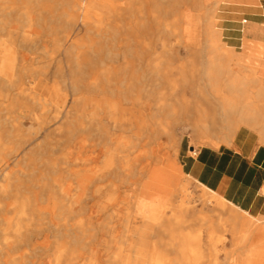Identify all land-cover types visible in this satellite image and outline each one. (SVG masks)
Masks as SVG:
<instances>
[{"label": "bare ground", "instance_id": "1", "mask_svg": "<svg viewBox=\"0 0 264 264\" xmlns=\"http://www.w3.org/2000/svg\"><path fill=\"white\" fill-rule=\"evenodd\" d=\"M229 3L0 0V264H164L145 223L131 229L130 253L116 254L101 210L130 191L145 207L149 189L158 203L183 194L181 217L192 210L176 144L164 142L177 109L188 108L176 91L185 81L194 82L198 145H228L240 129L264 144V61L248 65V39L228 36L227 21L243 20L225 13ZM199 196L243 216L204 187ZM256 221L249 216V236L264 232ZM191 255L186 264H203L201 252ZM237 264H264V246Z\"/></svg>", "mask_w": 264, "mask_h": 264}, {"label": "crops", "instance_id": "2", "mask_svg": "<svg viewBox=\"0 0 264 264\" xmlns=\"http://www.w3.org/2000/svg\"><path fill=\"white\" fill-rule=\"evenodd\" d=\"M225 13L230 17L243 19L241 28L233 26L234 20H231L227 21L229 26L225 29L228 30L229 34L239 33L240 44L243 43L244 39H248L245 49L247 51L246 60L252 57L251 63L253 65L262 64L264 59L260 58V55H264V0H230ZM253 136L249 130L240 129L228 145H202L196 149L193 155L184 153L177 156L182 177L199 187L193 191L198 199L200 188L204 187L243 215L233 218L227 210L219 211L224 215V224L226 225L224 244L219 256L221 264H229L230 262L233 264L230 260L233 245L236 249L244 247L253 236L256 237V241L250 246H264L263 231L253 232L249 236V216L256 218V222H258L255 223L256 225H264V144L259 143L256 139L253 140ZM154 197L156 200V196ZM176 199H178L176 196L173 197V208L176 206ZM129 204L128 207L124 208L123 219L121 222L118 220V226L123 227L125 233L131 235L133 239L134 234L132 233H135L132 231L133 228L139 232L141 230L139 226L142 227L141 225L144 223L143 226L146 228L149 226L152 229L150 249L153 252H163L167 259L166 264H186L184 260L187 257L194 258L191 254L197 252H201L203 257H214V243L210 233L207 232L204 239L198 233L200 229L199 207L194 210L192 208L191 211L181 217L180 210L177 212L170 209L164 212L170 208L168 206L162 207L166 206V203H146L145 207L132 202ZM132 210L140 211V214L136 215L135 218L144 221L143 224L133 228L131 227L132 219H134ZM214 210L218 211L212 207L207 212L212 214ZM127 219L130 221L126 222ZM203 223L201 221V227L203 225L208 227V221ZM210 224L214 228H209L207 231L216 232L215 230L218 229L217 219L215 218ZM233 225H240L244 228L243 233L238 237L233 234ZM199 241L200 245L196 248L195 245ZM218 241L221 243L223 240L219 239ZM234 241L236 242L234 243ZM130 243L132 241L128 245Z\"/></svg>", "mask_w": 264, "mask_h": 264}, {"label": "rangeland", "instance_id": "3", "mask_svg": "<svg viewBox=\"0 0 264 264\" xmlns=\"http://www.w3.org/2000/svg\"><path fill=\"white\" fill-rule=\"evenodd\" d=\"M4 35L5 34L2 32V34H1L2 38H4ZM230 35L231 34H229L228 36H230ZM232 38L235 39V36H232ZM237 39H240V38H237ZM235 44H231V45H233V47H235L236 51H239L240 50V49H238L239 47H237V45H235ZM241 45L242 44H240V46ZM251 58L252 57H250V59L248 58V60H246L248 62V65L253 66V67L257 68V70H259L260 69L259 66L253 65L251 63V60H252ZM164 86H165V81L163 79L162 80L159 79V85H157L155 87L154 86L153 87H147L148 95H149L148 100L152 101L153 100V96L156 95L159 90L163 89ZM176 91H177L178 97H180L184 93H186V95L189 97L188 108L180 109V110L177 109L178 111L174 115L177 118L176 123H173V122L169 123V125L174 126V129L172 128L171 130H169L171 135L169 136V138H166V140H164V142L168 143L167 146H172L173 144H176L175 146H176V149H177V152H176V160H177L178 154L182 155L184 153H187L188 155H193V153L196 151V149L199 148L202 145H198L196 143L195 134L192 132V129L190 128L192 126V124H193V121H192V116H193L192 110H193V106H194V101L196 99L195 98L196 96H195V93H194V82L185 81L184 84H182L180 87H178L176 89ZM170 109H171L170 106L169 107L167 106V107L164 108V110H170ZM85 111H88V109L86 108ZM150 112H151V108H149V113ZM150 115H151V113H150ZM162 115H165V111L161 114V116ZM154 117L155 116H153L152 119H154ZM152 124H154V128L157 127L156 124L159 125V123H157V122H154ZM162 124L164 125V123H162ZM131 131H132V129L130 130V132ZM156 131H157V129H153L152 130V132H155V133H156ZM149 133H150V130H149ZM253 135H254L253 136V140L256 139L258 141L257 136L254 133H253ZM161 137H163V136L159 135L158 139L161 138ZM134 180H135V177H134ZM181 182H187V186L186 187H188V188H186L185 193H187L188 196L190 197L191 201L190 200L189 201L191 202V204L193 206V210L199 207V209H198L199 210L198 218H199V221H200V229H199L198 233L204 239L205 238V234L207 232H209L210 236L213 239V243H214L213 244L214 245L213 246L214 257H211V256L203 257L202 258L203 259V264H221L219 256L221 255V247L224 244V233H225V230H226V225L224 224L225 217H224L223 214L219 213V210L218 211H216V210L212 211V214L210 212H207V211H209V208H212V207L210 205L206 204L200 198V196H198L199 199L197 198V196L194 194L193 191L199 189V187H196V185L194 183H192L191 181L186 180L184 178L181 179ZM103 191H104V189H103ZM128 195H130V196H128V197L124 196L122 201L117 203L118 205L116 204V205L112 206V212L113 213L108 211V210H101V222H103L102 230L104 232L107 230V228H114L116 230V232L114 233L115 239H116L114 243H116L115 245H117L115 247H116V250H117L116 254H118V255H124V254L130 253V251L127 249V245H128V243L130 241L133 240L132 236L128 235L127 233H125V231H123L122 227H119L118 224H117L119 222L118 220H120V222H121L122 219H123L124 208L128 207L130 205L129 204L130 202L135 204V199L139 198L138 196L135 195L134 191L128 192ZM132 195H134V197H131ZM154 196H155V193L152 192V190L149 189V191L146 192V203H149V204H151L153 202L158 203L155 200ZM183 196H184L183 194L182 195L180 194V195H178L176 197L178 199L175 200L176 206H174V208L172 207L173 199H172V201L169 202L167 197L164 199L163 202L158 203V204L166 203L165 204L166 206H162V207H167V206L170 207V208H167L166 210H164V212L167 211V210H170V209H174L175 211L181 210L182 209L181 207H183L185 205V199H183ZM101 201L104 202V198L103 197H101ZM107 213H108V215H106ZM214 217L217 219L218 229L215 230L216 232L212 231V233H211L210 231H207V230L209 228H214V226H212L210 224L215 219ZM201 221H202V223L208 221V224H207L208 227H205V225H203V227H201ZM143 222L144 221H142V220H140L138 218H134V219H132L131 227L132 228L136 227L139 224H142ZM255 223H258V222H254V224ZM260 226H262V225H260ZM233 228H234V230H233L234 236L238 237L239 235H241L243 233L244 228L241 227L240 225H233ZM147 230H148V236H149V251H150V253H154L150 249V243H151L150 235H151L152 229L148 226ZM103 231L101 232L102 234L100 235L101 239H103V238L107 239L108 235L104 234ZM219 239H221L223 241H221V243H220L218 241ZM255 241H256V237L253 236V238L251 240H248L246 242L244 247L236 249L235 246L233 245V247H232V255H231V258H230L232 263L234 264V262H235V264H237L238 262H240V260L244 258V255L245 256L247 255L248 249H250V245L252 243H255ZM235 242L236 241H234V243ZM118 246H119L120 250L118 249ZM116 250H115V252H116ZM166 262H167V259L164 257L163 263L166 264Z\"/></svg>", "mask_w": 264, "mask_h": 264}]
</instances>
